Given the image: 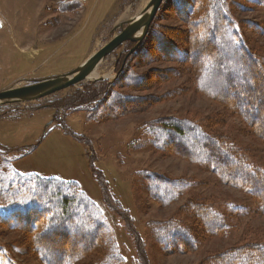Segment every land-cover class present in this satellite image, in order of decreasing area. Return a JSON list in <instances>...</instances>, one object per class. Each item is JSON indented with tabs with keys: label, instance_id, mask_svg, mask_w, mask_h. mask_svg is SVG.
I'll return each mask as SVG.
<instances>
[{
	"label": "rangeland",
	"instance_id": "obj_1",
	"mask_svg": "<svg viewBox=\"0 0 264 264\" xmlns=\"http://www.w3.org/2000/svg\"><path fill=\"white\" fill-rule=\"evenodd\" d=\"M150 1L0 0V92L74 71ZM188 1L197 5L194 13H185L187 7L179 11L176 0L164 1L148 36L127 59L126 80L121 73L127 60L122 62L136 45L130 42L98 66L103 80H85L40 101L0 106V264H46L35 243L43 227L34 232L10 228L17 218L7 213L31 206L19 175L76 183L101 209L110 238L75 264H108L115 243L123 257L118 264H221L223 256L240 248L264 245L259 198L227 183L209 165L192 162L170 147L159 150L147 135L162 121H192L231 146L248 164L245 173L256 179L253 170L264 171L263 138L230 101L216 100L199 87V68L187 53L189 37L205 25L199 20L206 17L208 0H202L204 7L201 0ZM223 1L238 24V38L264 64V0ZM158 37L167 44L163 51ZM101 85L138 100L115 115L100 108V98L80 107L90 89L97 91L96 97L102 93ZM260 121L264 123V110ZM197 139V144L205 143ZM156 177L180 181L175 186L179 196L158 192L166 203L156 200L149 189ZM198 207L215 210L226 232H206ZM171 229H183L191 237L184 249L176 251L160 238V231Z\"/></svg>",
	"mask_w": 264,
	"mask_h": 264
},
{
	"label": "trees",
	"instance_id": "obj_2",
	"mask_svg": "<svg viewBox=\"0 0 264 264\" xmlns=\"http://www.w3.org/2000/svg\"><path fill=\"white\" fill-rule=\"evenodd\" d=\"M184 2L176 0L175 4L180 8L179 11L184 12L186 7L185 13H194L197 10V5L193 7L190 1ZM196 4L199 2L196 1ZM206 4H208L204 10L207 13L206 17L199 20L200 24L203 22L205 25L198 30L197 35L189 37L191 47L187 53L189 62L199 68V87L216 100L228 104L230 101L234 110L264 140V123L260 121L264 110V64L248 49L245 42L238 38V24L229 15L226 3L223 0H208ZM206 4L201 0V7ZM158 45L162 51L167 46L161 37H158ZM124 60L125 56L122 64ZM129 61L130 59L127 60L126 68L121 73V79L126 80L123 77L130 65ZM141 80L142 78L139 81ZM133 82L140 83L135 79ZM123 84L128 85L127 82ZM104 89L106 88L103 85L98 88V92L102 93L97 97V91L90 89L88 94L80 98V107L100 98V108H105L109 114L115 115L130 109L128 105H133L138 100L124 97L116 93L114 88ZM105 94L107 96H104ZM93 118L92 116L91 119ZM147 135L159 150H165L167 147L175 149L185 154L192 162L209 165L227 183L249 189L259 198L261 210L264 212V194H262L264 171L260 168L253 170L256 179L245 173L250 168L244 159L238 158L232 152L231 146L210 136L197 123L171 121L170 124L162 121L150 128ZM198 137L205 140L203 145L197 144ZM216 147L222 152L217 151ZM204 153L208 155L204 157ZM224 156L231 159L233 166L230 162L224 161ZM18 178L23 187V197L30 199L31 206L15 207L9 214L7 213V217L13 215L17 218V222L9 223L7 217L4 222L9 223L12 226L10 228L15 230L34 232L43 227L45 232L35 238V243L40 251V257L46 264H75L110 238L111 227L101 209L76 183L36 175H19ZM97 182L102 186L100 180ZM179 184L180 181L177 180L156 177L149 189L156 200L165 204L166 197L162 198L157 193L166 192L168 195V192L172 191L171 197L174 199L176 194L179 196L175 187ZM196 209H198L196 212L199 215L198 219L206 232L219 235L226 232L227 225L215 210L210 207ZM160 235L166 246L169 247L173 243L172 247L176 251L184 249L191 238L183 229L162 230ZM114 245L108 264H118L123 261L116 243ZM242 259H247V264H264V245L240 248L234 253L223 256L219 262L242 264Z\"/></svg>",
	"mask_w": 264,
	"mask_h": 264
},
{
	"label": "water",
	"instance_id": "obj_3",
	"mask_svg": "<svg viewBox=\"0 0 264 264\" xmlns=\"http://www.w3.org/2000/svg\"><path fill=\"white\" fill-rule=\"evenodd\" d=\"M165 0H151L139 15L116 27L120 30L114 38L101 50L91 55L80 67L74 71L56 78L25 87H17L0 92V106L24 104L43 100L49 96L67 90L83 81L86 75L112 55L125 43H134L135 47L127 55L126 60L135 53L140 44L148 36L152 24ZM97 80H103L102 78Z\"/></svg>",
	"mask_w": 264,
	"mask_h": 264
},
{
	"label": "bare ground",
	"instance_id": "obj_4",
	"mask_svg": "<svg viewBox=\"0 0 264 264\" xmlns=\"http://www.w3.org/2000/svg\"><path fill=\"white\" fill-rule=\"evenodd\" d=\"M146 3V2H145ZM99 66V65H98ZM98 66L95 67L92 71H90L87 75L85 80H89V81H94L96 79H98L101 75L100 73L97 71L98 70Z\"/></svg>",
	"mask_w": 264,
	"mask_h": 264
}]
</instances>
